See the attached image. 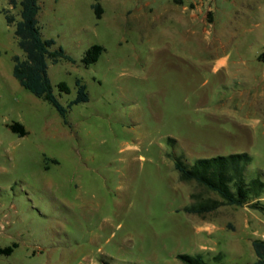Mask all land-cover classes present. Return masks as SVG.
<instances>
[{"label": "rangeland", "instance_id": "rangeland-1", "mask_svg": "<svg viewBox=\"0 0 264 264\" xmlns=\"http://www.w3.org/2000/svg\"><path fill=\"white\" fill-rule=\"evenodd\" d=\"M95 3L39 0L42 37L71 58L47 60L65 125L14 79L12 58L24 54L5 15L17 21L19 7L0 0V249L17 244L0 264H184L179 254L252 264L251 242L264 240V193L255 208L257 200L185 213L222 200L182 182L174 160L191 165L245 152L248 179L264 182L262 126L223 133L231 128L212 117L227 98L224 71L213 64L231 44L218 35L250 29L259 41L252 50L260 51L264 0H98L100 19ZM183 7L194 14L193 28L185 26L187 14L173 16ZM93 45L103 52L86 66ZM77 81L88 101L69 107ZM62 82L68 93L59 91ZM13 123L26 135L12 133Z\"/></svg>", "mask_w": 264, "mask_h": 264}, {"label": "trees", "instance_id": "trees-1", "mask_svg": "<svg viewBox=\"0 0 264 264\" xmlns=\"http://www.w3.org/2000/svg\"><path fill=\"white\" fill-rule=\"evenodd\" d=\"M12 5L19 7V19L15 21L5 15L7 25L14 24V36L17 46L23 52L24 58L19 59L13 56L12 75L19 85L38 99L49 103L61 116L66 125L67 109L63 107L52 92V86L47 73V60L56 64L60 59L71 61V58L64 54L62 49L51 51L54 44L52 39H44L38 23L37 16L40 11L39 0H10ZM92 9L100 19L102 10L96 0ZM103 48L100 45H93L82 59L84 65L95 63ZM78 88L77 97L69 104L88 101L85 86L80 81L76 82ZM58 89L61 93H68L69 88L65 83H59ZM8 129L20 137L26 135L24 127L19 123L8 125ZM174 142L173 140H170ZM251 157L247 153L229 154L211 158L196 159L191 165L185 164L180 158L174 160V169L178 172L182 182L194 181L209 191L216 193L221 202L207 200L184 207L183 211L188 214L203 215L217 209L220 205L242 207L253 200L250 204L255 208L258 199L264 193V182L260 178L247 177V167L251 163ZM264 212V207L261 208ZM256 260L252 264H264V240L255 239L251 242ZM17 244L1 248L0 254L9 255ZM184 264H207L200 255L191 256L186 254L177 255Z\"/></svg>", "mask_w": 264, "mask_h": 264}, {"label": "crops", "instance_id": "crops-1", "mask_svg": "<svg viewBox=\"0 0 264 264\" xmlns=\"http://www.w3.org/2000/svg\"><path fill=\"white\" fill-rule=\"evenodd\" d=\"M175 12L177 14L173 16L177 18L178 14H187L185 26L193 28L192 10L188 13L183 7ZM190 32L194 34V30ZM218 36L229 37L231 44L213 64L214 72L224 71L221 82L227 90L224 94L227 98L217 105L213 120L218 126L228 124L231 130L223 133L251 134V126L258 125L264 133V57L260 56L264 52V41H260L261 50L254 51L252 48L259 41L250 29L232 28Z\"/></svg>", "mask_w": 264, "mask_h": 264}]
</instances>
